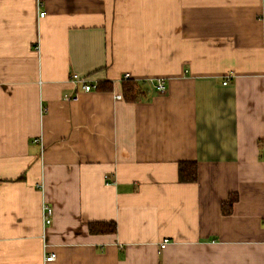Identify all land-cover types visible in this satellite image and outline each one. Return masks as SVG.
Listing matches in <instances>:
<instances>
[{
	"label": "crops",
	"instance_id": "0c3cea01",
	"mask_svg": "<svg viewBox=\"0 0 264 264\" xmlns=\"http://www.w3.org/2000/svg\"><path fill=\"white\" fill-rule=\"evenodd\" d=\"M0 264H264V0H0Z\"/></svg>",
	"mask_w": 264,
	"mask_h": 264
},
{
	"label": "trees",
	"instance_id": "16d2710c",
	"mask_svg": "<svg viewBox=\"0 0 264 264\" xmlns=\"http://www.w3.org/2000/svg\"><path fill=\"white\" fill-rule=\"evenodd\" d=\"M122 95L125 100L134 101L138 98L140 92L138 84L127 77L121 80ZM178 180L180 182H192L196 180L197 165L196 161H180L178 162ZM236 200V195L229 196L228 200L222 203L221 210L223 213H229L232 209V203ZM92 233L114 232L116 229L114 222H96L90 223L88 227Z\"/></svg>",
	"mask_w": 264,
	"mask_h": 264
},
{
	"label": "built area",
	"instance_id": "2783aa9c",
	"mask_svg": "<svg viewBox=\"0 0 264 264\" xmlns=\"http://www.w3.org/2000/svg\"><path fill=\"white\" fill-rule=\"evenodd\" d=\"M44 14V12H40V16H42ZM124 77H127V75L125 74ZM70 79L74 84H78L80 85L82 90L88 91V90H93L97 88V83L93 80H90L88 76L85 75H79L76 73H72L70 75ZM228 79H225L223 81V84H225L227 82ZM154 87L159 90L162 91L164 90V80L163 78H158L155 80L154 82ZM121 95L120 94H116L115 98H120ZM63 98L65 100H76L78 98V92L75 91L72 94H64ZM51 219H52V208L46 204L43 203L42 204V220L44 222V224H50L51 223ZM164 242L161 243V246L164 245ZM53 259V255L52 254H48L45 257V260H51Z\"/></svg>",
	"mask_w": 264,
	"mask_h": 264
}]
</instances>
